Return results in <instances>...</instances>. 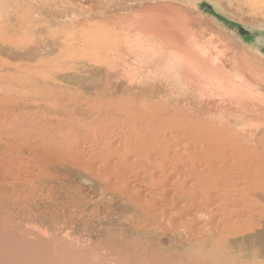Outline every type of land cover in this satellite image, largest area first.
Here are the masks:
<instances>
[{
	"label": "bare ground",
	"instance_id": "bare-ground-1",
	"mask_svg": "<svg viewBox=\"0 0 264 264\" xmlns=\"http://www.w3.org/2000/svg\"><path fill=\"white\" fill-rule=\"evenodd\" d=\"M32 1L0 0L9 7L0 13V41L15 45L25 33L38 36ZM219 1L264 22V0ZM145 9L128 14L126 26L148 44H127L133 58L126 68L119 52L107 64L117 46L110 51L97 44L89 60L95 65L78 82L96 89L79 88L75 98L57 101L56 84L41 93L27 85L28 93L20 81L43 75V69L28 60L15 68L0 62V264H108L105 257L109 264H262L230 245L248 233V217L264 212L251 204L254 192L264 202V128L241 121L250 110L264 115V66L240 46L212 55L192 33V25L201 23L174 3ZM72 38L57 40L52 33L48 41L66 53L78 50ZM9 50L14 59L25 53ZM65 57L63 62L72 61ZM148 82L161 92L155 98L136 99L126 90ZM48 101L49 109L38 115ZM28 143L38 162L45 161L44 152H63L60 165L86 179L90 185L82 190L117 210L119 222L96 212L61 216L65 207L51 186L22 169L28 159L20 152ZM11 201L25 206L12 211ZM18 216L54 238L58 225L71 233L79 228L97 247L56 251L24 241L14 234Z\"/></svg>",
	"mask_w": 264,
	"mask_h": 264
},
{
	"label": "rangeland",
	"instance_id": "rangeland-1",
	"mask_svg": "<svg viewBox=\"0 0 264 264\" xmlns=\"http://www.w3.org/2000/svg\"><path fill=\"white\" fill-rule=\"evenodd\" d=\"M31 3V9L33 8L31 11L39 14V16L35 18L36 25L40 28L37 33L38 36L36 37L34 33H25L22 35L17 32V35H22V38L21 40L18 39L15 45L0 41V62H5V66H14V68L21 60H28L30 63L36 64L33 68L37 69L40 67L43 69V75H29L27 77L28 81L26 80L25 82L24 79L21 80L20 82L23 89L28 93H31V90L36 93H41L46 86L50 87L56 84L61 88L55 95L57 101L75 98L77 96L76 90L79 88L82 91L85 90L88 92L91 91V89L94 91L95 86L91 85V82H86L83 85H78V82L81 76L89 73L86 71V68L95 65L94 62L89 60L92 59L90 55L97 44H103V46L109 47V50L117 46V50H110L111 53L109 52V54H107V64H109V62L111 63L113 59H117L115 57H118L117 53L119 52L120 58L123 59L122 63H124L122 66L125 68L128 67L130 64H126L125 62H129V59H132L133 55L127 52L125 48L127 44H148L147 42L150 40L146 38L142 39V36L138 35L137 32L130 31L126 26L128 24L127 19L130 17L128 14L140 13L141 15L146 10L145 8L147 6L158 3H166L169 5L174 3L180 8L178 12L189 16L190 20L200 22L202 26L192 25V33L196 42L209 48L212 55L217 54L215 52H219L220 54L222 52L226 53L229 48L233 49L240 46L243 48L242 50L252 52V55L254 54L253 56L258 59L257 64H263L264 66V22L261 23V19L256 17L248 18V12L245 9H243L244 11L239 8L238 10H232L226 1L33 0ZM6 5V3L0 5V13H4L5 9L9 8ZM235 6L238 7L237 5H234V7ZM121 18L125 22L124 24L123 21H120L122 20ZM2 32L9 33L5 30H2ZM52 33L56 34L57 40H62L65 37H73L72 42L78 47V50L68 51L66 49V53L72 56V61L69 63L63 62V59L66 58V53L62 52L63 47L61 46V49L59 46L57 51L55 47L56 44H51L50 41H48V37ZM145 40L147 42H144ZM152 41L153 40H151V42ZM9 49L25 53H20L21 55L14 59V54L11 53ZM1 50L4 52H1ZM104 51L107 52V49H104ZM99 53L101 54L102 52ZM100 54L99 56L102 58ZM250 59L253 60L254 58L250 57ZM50 63H55L56 66L50 65ZM106 66L107 65H104V68ZM19 69L21 68L19 67ZM24 69L31 70L30 67ZM152 69L155 70V66H153ZM86 75L82 77V80ZM98 76H100V74ZM93 81H95V79ZM27 85H29L31 90ZM154 85L156 84L152 82L141 84L140 86H137V83H133L126 90H129V95L136 99L142 97L144 99H150L155 98L158 93H161L157 91L158 87ZM150 90H153V93H151ZM49 103L50 101L42 104L41 107L43 111L39 112L38 115L41 116V114L46 113L45 110L49 109L48 106H50ZM26 110L32 109L26 108ZM241 121H244L243 123L248 122L249 128H264V115L256 116L251 110L248 111V117H244ZM33 151V144L28 143L22 147L20 156L28 159V167L24 166L22 169L25 172L37 173V176H41V182L46 180V183L51 186L50 191L59 197L60 202L63 203L66 209L61 213V216L70 217V215L73 214L78 215L96 212L106 216L108 220L113 223L119 222V212L117 210L106 204H96L94 202L95 199H97L96 193H86L82 190L83 186L90 185L86 179L75 174L72 170H68L67 167L60 165V162L65 157L63 152H44L42 153V158L45 161L38 162L37 159L39 157H34ZM51 162L56 163V166L47 167ZM71 174L73 179L70 181L68 176ZM255 186L260 187V185L256 183ZM253 196H256V198ZM85 197L89 200H86ZM261 197H263V195L260 192H254V194L251 195V204L259 207L264 206ZM23 206L25 205L22 204V202H10L12 211H19ZM25 222L26 221L22 220L21 216H18L17 220L14 222L17 228L14 234L24 241L31 242L35 240L43 245L46 244L47 247L49 246L48 249L54 246L53 248L57 249L56 251L64 246L71 247V249H87L90 247L92 250L97 247L93 239L89 240L88 237L83 236L81 233L79 234V228L71 233L69 229L58 225L57 235L56 238H54L51 233L44 232L42 229L38 232L36 227L26 224ZM56 240L57 242H55ZM231 243L230 249L233 252H235V246H242L245 250L242 253L244 257H248L249 260L253 254H255L257 261L264 264V212L248 217V233L232 239ZM55 255L56 253L54 256ZM105 255L108 256L106 252ZM23 257L24 256H22L19 261H21ZM91 257L95 259V256ZM24 258L26 262L27 258ZM110 258L105 257V263L109 264L111 261Z\"/></svg>",
	"mask_w": 264,
	"mask_h": 264
}]
</instances>
